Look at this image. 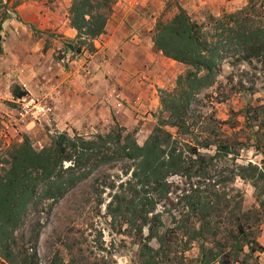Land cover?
Here are the masks:
<instances>
[{
	"label": "trees",
	"instance_id": "16d2710c",
	"mask_svg": "<svg viewBox=\"0 0 264 264\" xmlns=\"http://www.w3.org/2000/svg\"><path fill=\"white\" fill-rule=\"evenodd\" d=\"M116 2L71 0L67 17L75 37L63 40L64 52L70 57L93 54L94 41L105 32ZM263 3L248 0L234 12L218 16L209 13L202 23L177 5L171 18L156 21L151 37L154 48L185 65L186 70L176 77L171 91L158 90L159 114L143 145L137 143L135 129L129 132L118 124L106 134L93 136L76 130L72 134L57 131L41 149H35L27 135L13 144L0 172L1 264H40L33 251L38 234L33 235L30 247H18L15 239L30 212L47 202L52 206L98 170L118 164L133 166L132 203L126 204L132 219L126 221L140 239L141 264H185L181 255L193 242L198 244V257L188 264H259L255 253L264 250L256 238L264 221V158L261 165L235 164L233 169L226 168L224 176L222 172L215 174L214 179V164H220L221 159L235 161L248 145L225 140L218 132L213 133L214 128L202 129L201 116L191 107L201 92L215 83L226 60L264 63ZM20 4L21 0H0V31ZM11 93L15 98L24 94L17 86ZM243 117L253 140L251 147L264 155L260 134L264 105L247 104ZM174 176L184 178L189 189L178 196L180 207L170 216L174 231L167 233L161 231L164 224L155 211L171 192L170 178ZM237 177L250 181L259 209L244 210L240 196L226 192L225 187ZM118 198L114 195L108 203L109 213L120 212L119 204L113 207ZM176 234L185 241L177 242L172 238ZM152 239L157 248L149 244Z\"/></svg>",
	"mask_w": 264,
	"mask_h": 264
},
{
	"label": "rangeland",
	"instance_id": "374dc122",
	"mask_svg": "<svg viewBox=\"0 0 264 264\" xmlns=\"http://www.w3.org/2000/svg\"><path fill=\"white\" fill-rule=\"evenodd\" d=\"M28 1L36 0H21V3ZM43 1L42 6H51L50 4L54 0ZM177 5L178 0L149 3L139 7V15L145 18L150 17L147 21V24L149 23L147 30L151 26V34L153 35L156 21L160 18L163 20L171 18L177 12ZM236 10L238 9L223 11L221 14ZM1 11L2 8L0 7ZM62 12H60L61 15ZM208 14L209 12L200 10L190 16L196 22L202 23L205 22ZM62 22L64 23V19H62ZM30 28L33 30L35 37L47 36L43 51L47 49L52 38L59 39L62 42L65 39L62 34L52 32V30L40 29L34 25ZM61 52L62 50H56L52 54L54 62L67 66L66 61L62 59L64 55ZM80 55L70 58L77 59ZM41 58L43 57L41 56ZM170 63L177 66L176 77L185 72V65L177 62ZM247 104L264 105V63L258 61H252L251 63L235 62L233 59L222 63L215 83L210 88L203 90L192 104L191 108L201 116L200 125L203 124L202 129L214 128L213 133L218 132L225 140L231 142L234 140L243 141L248 145L247 148L240 150L235 161L221 159L220 164H214V176L220 174V172L224 176L226 168L232 167L233 169L235 164L246 165L251 162L261 165L259 163L264 155L251 147L253 140L249 137L250 131L245 127L243 109ZM12 106L14 105L12 104ZM159 110L153 114L155 124ZM214 120L224 123L219 125ZM115 124L118 123H106L96 126V132L93 133H78L85 136L106 134ZM155 124L153 123V125ZM1 129L0 123V131ZM55 132L57 131L48 134L40 130V132L31 135L20 134L10 140L8 145H1L0 143V172L5 164L4 160L8 159L7 150L13 144L20 142L24 135L29 137L35 149H41L49 144V137ZM69 133L72 134V132ZM46 134L48 139L45 137ZM260 134L264 138V126ZM134 137L139 145H143L148 135L138 134L136 131ZM210 153L212 154L213 151H210ZM132 168L131 164L103 167L70 190L57 203L49 207V202H47L44 207L31 211L15 233L17 246H32L33 235L38 234L33 251L36 252L40 264H60L61 262L64 264H141L138 252L140 239L135 236L132 226L126 221L127 218L132 219L131 212H126V204L132 203ZM216 178L215 176L214 179ZM170 182H173L171 192L168 193L167 198H164L158 204L155 211L164 224L161 231L167 230V233L174 231L172 230L170 216L180 207L178 196L181 191L189 189V184L184 178L174 176L170 178ZM225 190L228 194H238L240 196L244 210L259 209L255 191L250 181L237 177L225 187ZM114 195L119 196V198L113 207L119 204L120 212L109 213L107 205ZM146 235L147 231H144V238ZM172 238L179 243L185 241L178 234L172 235ZM256 238L259 246L264 248V221L259 226ZM148 242L154 248L158 247L155 239ZM181 257H184L185 264H188L191 258L197 259L198 244L196 242L189 244L186 252ZM255 257L259 264H264V250L256 252ZM164 264H179V262L173 261ZM192 264H196V262L194 261Z\"/></svg>",
	"mask_w": 264,
	"mask_h": 264
},
{
	"label": "crops",
	"instance_id": "0c3cea01",
	"mask_svg": "<svg viewBox=\"0 0 264 264\" xmlns=\"http://www.w3.org/2000/svg\"><path fill=\"white\" fill-rule=\"evenodd\" d=\"M159 1L163 3V0H118L105 32L94 41L96 51L87 59L83 53L77 59L70 58L63 50V42L55 38L43 51L47 36L35 37L30 28L34 25L73 39L75 31L69 27L67 17L71 0H54L51 6H42L43 0L28 1L16 7L0 31L4 37L0 40V123L1 117L12 110L11 90L19 87L20 82L27 84L33 93L57 90V95L51 117L21 122L16 132L9 133L8 141L0 132L1 145H8L20 134L31 135L40 130L48 134L72 130L93 133L96 126L114 122L127 131L136 128L138 134L149 135L155 124L153 114L160 109L158 90H171L177 73V66L170 63L176 62L153 46L152 27L147 30L150 17L139 15L140 6ZM247 2L178 0V5L189 15L204 10L218 16ZM56 50H62L67 66L54 62L52 54ZM83 65L87 66V72ZM112 90L121 95L125 104L118 113L113 110L115 101L105 100ZM45 137L48 139L47 134Z\"/></svg>",
	"mask_w": 264,
	"mask_h": 264
},
{
	"label": "built area",
	"instance_id": "2783aa9c",
	"mask_svg": "<svg viewBox=\"0 0 264 264\" xmlns=\"http://www.w3.org/2000/svg\"><path fill=\"white\" fill-rule=\"evenodd\" d=\"M4 37L0 35V40ZM85 58L87 59L90 55L86 52ZM86 63V62H85ZM84 71L87 70V66L83 65ZM19 89L24 94L21 97H12L13 107L12 110L1 117V136L5 140H9V133L16 132V126L25 120L38 122L42 119L49 118L54 113V104L56 100L57 90L53 91H40L39 93H33L29 90L27 84L20 82ZM13 96V95H12ZM113 99L115 101L113 110L118 113L125 106L121 95L116 91L112 92L105 98L106 101ZM8 120H5V117Z\"/></svg>",
	"mask_w": 264,
	"mask_h": 264
}]
</instances>
